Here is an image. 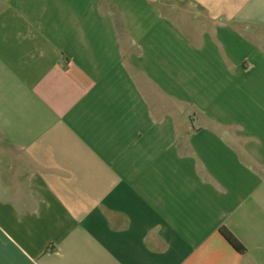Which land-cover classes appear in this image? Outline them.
<instances>
[{
	"label": "crops",
	"instance_id": "1",
	"mask_svg": "<svg viewBox=\"0 0 264 264\" xmlns=\"http://www.w3.org/2000/svg\"><path fill=\"white\" fill-rule=\"evenodd\" d=\"M0 264H264V0H0Z\"/></svg>",
	"mask_w": 264,
	"mask_h": 264
},
{
	"label": "trees",
	"instance_id": "2",
	"mask_svg": "<svg viewBox=\"0 0 264 264\" xmlns=\"http://www.w3.org/2000/svg\"><path fill=\"white\" fill-rule=\"evenodd\" d=\"M222 234L226 239L239 251H243L244 247L238 242V240L226 229H221Z\"/></svg>",
	"mask_w": 264,
	"mask_h": 264
}]
</instances>
